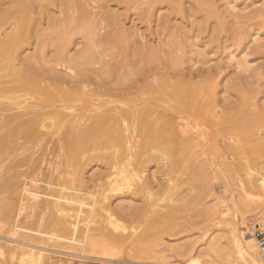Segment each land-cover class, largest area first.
Here are the masks:
<instances>
[{
	"label": "rangeland",
	"instance_id": "374dc122",
	"mask_svg": "<svg viewBox=\"0 0 264 264\" xmlns=\"http://www.w3.org/2000/svg\"><path fill=\"white\" fill-rule=\"evenodd\" d=\"M152 55L223 68L229 102L224 83L248 76L261 121L213 136L207 91L184 134L150 142L136 116ZM0 161V264H243L264 230V0H0ZM53 202L75 238L55 237Z\"/></svg>",
	"mask_w": 264,
	"mask_h": 264
},
{
	"label": "bare ground",
	"instance_id": "6f19581e",
	"mask_svg": "<svg viewBox=\"0 0 264 264\" xmlns=\"http://www.w3.org/2000/svg\"><path fill=\"white\" fill-rule=\"evenodd\" d=\"M205 3V2H204ZM213 10V9H211ZM197 13V11H196ZM195 13V14H196ZM217 13V12H216ZM194 14V15H195ZM218 15V13H217ZM214 16V15H213ZM109 23V22H108ZM168 25V24H167ZM184 31V30H182ZM171 32V31H170ZM177 32V31H176ZM175 32V33H176ZM174 33V34H175ZM178 33V32H177ZM179 34V33H178ZM169 36H171L169 34ZM179 38V36H176ZM185 37V36H184ZM172 38V37H171ZM175 38V37H174ZM180 39V38H179ZM181 40V39H180ZM170 41V40H168ZM173 41V40H172ZM186 41V39H185ZM229 41V40H228ZM237 41V40H236ZM180 42V41H179ZM173 43V42H171ZM175 43V42H174ZM187 43V41H186ZM147 44V43H146ZM170 44V43H169ZM169 44L164 47H168ZM176 44V43H175ZM146 46V45H145ZM149 46V45H148ZM162 47V46H161ZM160 48V47H159ZM153 51L155 50L154 48H152ZM151 50V49H150ZM149 50V51H150ZM162 51L165 49H161ZM147 52V51H146ZM170 52V51H169ZM153 53V52H152ZM155 53V52H154ZM171 55V54H169ZM150 56V54H149ZM172 57V56H170ZM151 60H150V64L152 65L153 60L155 62L158 63L159 65V69H155V70H150L149 73L145 74V75H141L140 78L138 79V84H141V88H147L148 91V97L146 99H144L143 103H145V107H143V109L141 110L140 108V116L136 118H138V124L142 125L143 127H145V125H147L145 128L147 130V133L149 134V140L150 142L153 141L154 143H163L162 141L165 142V139L169 140L170 138H173L172 136H168L166 137V133L171 135L170 133H173V131L171 132L172 129H170L169 127L173 126L177 127L176 129L178 130V132H182V134L185 133V129L181 130V126H184V122L186 120L185 117V113H187L188 110H192L189 109V107L192 108V105H194V103H197V100H199L201 97L205 96V93H208L207 91L211 92V111L216 109V107H218L219 105L221 106V109L219 110L220 112H224V115H219V112H214L213 116L210 118L211 119V124L213 127H217L219 129H217V132H213V136H222V135H232L233 134V129L234 130H240L243 131L246 126L248 124H250V128L251 125H257L256 122L259 121L262 117V110L260 105L258 104V98L257 96H255V94L250 93L248 90L246 91L245 86L247 85V81L248 80V76H243L242 78L239 77L235 80H233L232 86L231 85H227L224 83V90L226 94H233V93H237L235 94L237 97L234 100L230 99L229 97H223V98H219V91L217 90V88L219 87V82L216 81L217 78H214L216 75V72L222 76V74L227 75L226 72L224 71L223 68L221 67H205V68H200V67H196L195 69L192 67H184L182 68L181 65V69L177 66V67H172L171 62L168 60H165L164 56H157L155 57V55L151 56ZM190 59V58H189ZM110 61V60H109ZM188 60H186L187 62ZM152 62V63H151ZM203 63H206V61H203ZM14 64V63H13ZM154 64V63H153ZM173 64H175V62H173ZM190 65V64H189ZM130 66V65H129ZM192 66V65H191ZM113 69V68H112ZM130 71V70H129ZM112 72V71H111ZM56 76V75H55ZM226 76H224L225 78ZM21 79V78H20ZM128 80V78H127ZM126 80V81H127ZM132 81V80H130ZM140 81H142V83H140ZM225 81V80H224ZM129 82V81H128ZM60 83V82H59ZM121 83V82H120ZM230 83V82H229ZM123 84V83H122ZM137 84V85H138ZM221 84V83H220ZM120 85V84H119ZM124 85V84H123ZM121 85V87L123 86ZM136 85V84H135ZM135 85H132L130 88H135ZM120 87V86H119ZM137 87V86H136ZM85 88V87H84ZM126 88V87H125ZM119 89V88H118ZM125 90V89H124ZM140 89L138 88V91ZM5 91V90H4ZM119 91V90H118ZM136 91V90H134ZM10 92V91H8ZM132 94V93H131ZM3 97V96H2ZM208 98V97H207ZM206 99V98H205ZM47 101V100H46ZM206 101H209L206 100ZM255 101V102H254ZM229 102V103H228ZM141 103V102H140ZM142 103V104H143ZM202 102H200L201 104ZM111 104V103H110ZM137 105V104H136ZM141 105V104H140ZM204 105V104H203ZM263 105V104H262ZM138 106V105H137ZM206 106V104L204 105ZM121 107V106H120ZM135 107V106H134ZM140 107V106H139ZM254 108L253 111H251V108ZM98 108V107H97ZM163 109V111H158V109L160 110ZM195 108V107H193ZM197 108V105H196ZM195 108V109H196ZM208 108V107H207ZM125 109V108H124ZM119 110L116 108H113L112 111L115 113H119V112H124L123 110ZM130 109V108H129ZM201 109V108H200ZM149 112V114H146L145 111ZM111 111V113H112ZM197 111V110H196ZM110 112V111H109ZM192 112V111H190ZM194 112V111H193ZM210 112V111H209ZM99 113V112H98ZM101 113V112H100ZM125 113V112H124ZM20 114V113H19ZM22 114V113H21ZM121 114V113H120ZM97 115V113H96ZM195 114H193L194 116ZM135 116V115H134ZM12 117V116H11ZM68 117V116H67ZM100 117V116H99ZM102 117V116H101ZM100 117V118H101ZM124 117V115L122 116ZM125 118H127V116H125ZM129 118V117H128ZM61 119V118H60ZM96 119V118H94ZM93 119V120H94ZM117 119V118H116ZM114 117V114H106L104 115L101 120L103 121L102 125L105 123H112V122H116L114 120H116ZM124 119V118H123ZM121 119V120H123ZM132 119V118H131ZM134 119V118H133ZM100 120V121H101ZM120 120V118H119ZM130 120V119H128ZM190 120V119H189ZM98 120L97 123L100 122ZM101 121V122H102ZM126 121V120H125ZM132 121V120H131ZM187 121V120H186ZM210 121V120H209ZM261 121V120H260ZM95 122V121H94ZM130 122V121H129ZM145 122V123H144ZM133 123V122H132ZM143 123V124H142ZM27 124V123H26ZM93 124V122H92ZM91 124V126H92ZM114 124V123H113ZM145 124V125H144ZM97 124H95V128H99L96 126ZM99 125V124H98ZM101 125V126H102ZM122 125V124H121ZM126 125V124H125ZM138 125V127H139ZM187 125V123L185 124ZM100 126V125H99ZM100 126V127H101ZM114 126V125H113ZM190 126V125H189ZM103 127V126H102ZM105 127V126H104ZM103 127V129H104ZM142 127V128H143ZM188 127V125H187ZM228 127L226 130L220 131V129L222 128H226ZM248 127V126H247ZM19 128V127H18ZM93 128V127H92ZM91 128V129H92ZM168 128V129H167ZM249 128V127H248ZM33 129V128H32ZM102 131L103 129L100 128ZM167 129V131H166ZM174 129V128H173ZM98 129H96L97 131ZM170 133H169V131ZM166 133H165V132ZM82 132V131H81ZM87 132V131H86ZM86 132L84 134H86ZM175 133L173 134L175 136V134L177 133V131H174ZM184 132V133H183ZM221 132V133H220ZM68 133V132H67ZM66 133V134H67ZM75 133V132H74ZM99 133V132H98ZM110 133V132H109ZM187 133V131H186ZM189 133V132H188ZM81 135V133H79ZM83 134V133H82ZM90 134V133H89ZM95 134V133H94ZM107 134V133H106ZM181 134V133H180ZM253 134V133H252ZM72 135V134H71ZM92 135V134H90ZM75 136V135H74ZM88 136V134H87ZM148 136V135H147ZM193 136V135H191ZM80 137V136H79ZM91 137V136H90ZM146 137V136H145ZM197 137V136H196ZM67 138V137H66ZM77 138V137H76ZM177 138V137H176ZM213 138V137H211ZM223 138V137H222ZM227 138V137H226ZM63 139V138H62ZM70 139V138H68ZM88 139V138H86ZM95 139V138H94ZM98 139V138H97ZM263 139V138H262ZM81 140V139H80ZM171 140V139H170ZM117 141V140H116ZM152 142V144H153ZM168 142V141H167ZM93 143V142H92ZM95 143V142H94ZM66 144H68L66 142ZM64 145V144H63ZM87 145V143H86ZM77 146V145H76ZM150 146V144H149ZM153 146V145H152ZM163 146V145H162ZM87 147V146H86ZM103 147V146H102ZM74 148V147H73ZM84 148V147H82ZM162 148V147H161ZM243 148V147H242ZM259 148V147H257ZM151 149V148H150ZM159 149V147H158ZM53 150V149H52ZM83 150V149H82ZM248 150V149H247ZM235 151V150H234ZM243 151V150H241ZM246 152V151H245ZM163 152L158 153V155H154L156 156L157 160H161V162L164 159L165 154L162 155ZM77 154V153H76ZM257 154V153H256ZM247 155V154H246ZM168 156V155H167ZM241 156V155H240ZM81 157V156H80ZM153 157V156H152ZM247 157V156H246ZM244 158V157H243ZM28 159V158H27ZM2 162V161H0ZM164 162V161H163ZM80 164V163H79ZM165 164V163H164ZM6 165V163L4 164ZM8 166V165H6ZM15 167V166H14ZM4 168V167H3ZM10 168V167H9ZM13 168V167H11ZM2 169V168H1ZM5 170V168L2 170V172ZM7 170V169H6ZM11 170V169H10ZM6 172V171H4ZM15 172V171H14ZM54 172V170H53ZM57 173V172H56ZM78 173V172H77ZM6 174V173H5ZM14 175V174H13ZM24 175V174H23ZM61 175V174H60ZM80 175V174H79ZM11 176V175H10ZM62 176V175H61ZM60 177V176H59ZM13 178V176H12ZM17 178V177H16ZM20 178V177H19ZM3 179V178H2ZM8 179V177L6 178ZM13 180V179H12ZM17 180V179H16ZM3 181V180H2ZM19 181H21L19 179ZM6 182H8L7 180H5V184ZM10 182V181H9ZM8 182V183H9ZM113 182V181H111ZM7 183V184H8ZM11 184V183H10ZM23 184V183H22ZM257 184V183H256ZM15 185V184H14ZM19 185V184H16ZM20 186V185H19ZM24 186V185H23ZM242 186V185H241ZM256 186V185H255ZM5 187V186H4ZM2 186L1 189L4 188ZM8 187V186H7ZM11 187V186H10ZM147 187V186H145ZM12 188V187H11ZM7 189H5L6 191ZM25 190V189H24ZM253 190V189H252ZM26 192H28V190H25ZM4 192V191H3ZM8 192V191H7ZM143 192V191H142ZM147 192V190H146ZM246 194V193H245ZM62 201V199L60 200ZM64 201V200H63ZM62 201V202H63ZM70 201V200H69ZM45 202V201H44ZM46 203V202H45ZM50 203V202H47ZM52 205L54 204L51 203ZM67 204V203H66ZM65 204V205H66ZM71 204V203H70ZM18 205V204H17ZM38 205V204H37ZM36 204H32V208L34 209V211H36L35 209L37 208ZM44 205V204H42ZM46 205V204H45ZM69 205V204H68ZM40 206V205H39ZM38 206V207H39ZM49 206V205H48ZM47 206V207H48ZM62 206L63 203H57L55 204V206L53 205V208H49L51 209V214L54 216L53 218V223L52 226L54 228V235L56 234L55 237L59 239H63L67 236H73V238H75V236L79 233L78 232V225L77 222L75 223L71 221V219H68V217H62L59 216L58 213H60L62 211ZM67 206V205H66ZM64 206V207H66ZM51 207V206H50ZM104 207V206H103ZM104 208H109V206H105ZM43 209V208H42ZM103 209V208H102ZM65 210V209H64ZM9 211V210H8ZM49 211V212H50ZM38 212V211H36ZM41 212V211H40ZM6 213V212H5ZM4 213V214H5ZM62 213V212H61ZM45 214V213H44ZM51 214H47L49 216L52 217ZM57 214V215H56ZM46 215V216H47ZM35 217V216H34ZM39 217V216H38ZM41 217V216H40ZM72 217V216H70ZM44 219V218H43ZM48 219V218H47ZM39 220V219H37ZM46 220V219H45ZM50 220V219H49ZM42 221V220H41ZM39 222V221H37ZM47 222V221H46ZM46 222H45V226H46ZM36 223V222H35ZM40 224V223H39ZM51 226L49 225L48 228H50ZM38 228V227H37ZM40 228V227H39ZM117 228V227H116ZM42 229V228H41ZM106 229V228H105ZM108 229V228H107ZM51 230V228H50ZM89 230V228H88ZM91 230V229H90ZM31 232V230H29ZM38 231V230H37ZM45 231V230H44ZM45 233V232H44ZM44 233L39 232V234L44 235ZM91 233V232H89ZM112 234V233H111ZM114 235V234H113ZM47 236V235H45ZM51 236V235H50ZM53 237V236H52ZM51 237V238H52ZM42 238V237H41ZM48 238V237H47ZM69 238V237H68ZM37 237L33 236V240H36ZM67 239V238H66ZM112 239V238H111ZM40 240V239H39ZM68 240V239H67ZM75 240V239H74ZM71 239V241H74ZM20 241V240H19ZM43 241V240H42ZM57 241V239H56ZM63 241H65V239H63ZM75 242V241H74ZM33 243V242H32ZM34 243H36L34 241ZM29 243H27L28 245ZM55 244H57V242H55ZM32 245V244H31ZM34 245V244H33ZM26 246V245H25ZM35 246V245H34ZM33 246V247H34ZM37 246V245H36ZM35 246V247H36ZM247 250L250 253V259L249 260H245V262L243 264H262L260 256L258 254L257 251V245L255 243V241H253L250 237L249 242H247ZM39 247V246H38ZM32 248V247H31ZM34 249V248H33ZM260 250V249H259ZM28 253V251L26 252ZM261 255V253H260ZM262 257V255H261ZM263 259V257H262ZM264 261V259H263ZM191 264H199L196 262H193Z\"/></svg>",
	"mask_w": 264,
	"mask_h": 264
},
{
	"label": "built area",
	"instance_id": "2783aa9c",
	"mask_svg": "<svg viewBox=\"0 0 264 264\" xmlns=\"http://www.w3.org/2000/svg\"><path fill=\"white\" fill-rule=\"evenodd\" d=\"M250 235L257 242L260 253L264 259V230L254 227L251 229Z\"/></svg>",
	"mask_w": 264,
	"mask_h": 264
}]
</instances>
